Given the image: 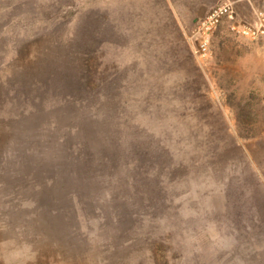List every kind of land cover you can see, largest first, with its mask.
Segmentation results:
<instances>
[{
	"label": "rangeland",
	"instance_id": "374dc122",
	"mask_svg": "<svg viewBox=\"0 0 264 264\" xmlns=\"http://www.w3.org/2000/svg\"><path fill=\"white\" fill-rule=\"evenodd\" d=\"M232 1L0 0V264H264V41Z\"/></svg>",
	"mask_w": 264,
	"mask_h": 264
},
{
	"label": "built area",
	"instance_id": "2783aa9c",
	"mask_svg": "<svg viewBox=\"0 0 264 264\" xmlns=\"http://www.w3.org/2000/svg\"><path fill=\"white\" fill-rule=\"evenodd\" d=\"M224 22L233 32L241 36L254 41H264V9L256 10L252 20H242L238 17L234 3L224 1L214 6L200 19L194 34L190 37L191 47L199 57L212 56L213 34Z\"/></svg>",
	"mask_w": 264,
	"mask_h": 264
}]
</instances>
